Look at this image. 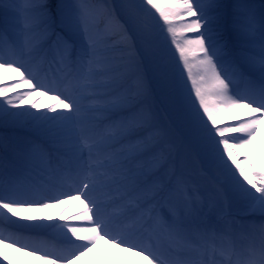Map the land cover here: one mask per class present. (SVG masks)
Returning a JSON list of instances; mask_svg holds the SVG:
<instances>
[{
  "label": "snow or ice",
  "instance_id": "obj_1",
  "mask_svg": "<svg viewBox=\"0 0 264 264\" xmlns=\"http://www.w3.org/2000/svg\"><path fill=\"white\" fill-rule=\"evenodd\" d=\"M122 7L118 19L99 0H16L10 28L0 30V50L16 57L0 70L17 78L0 85V127L28 129L0 137V220L35 238L22 243L13 232L0 246L26 251L24 264H74L105 238L148 264H264V223H215L216 196L201 201L202 178L179 164L195 154L208 179L264 217V156L254 146L264 125V4ZM150 9L179 61L154 33ZM77 201L83 210L60 220L83 226L39 215ZM53 227L62 250L32 246ZM257 228L259 246L250 240ZM161 237L191 258L169 260L151 243ZM209 251L224 259L204 258Z\"/></svg>",
  "mask_w": 264,
  "mask_h": 264
},
{
  "label": "rangeland",
  "instance_id": "obj_2",
  "mask_svg": "<svg viewBox=\"0 0 264 264\" xmlns=\"http://www.w3.org/2000/svg\"><path fill=\"white\" fill-rule=\"evenodd\" d=\"M104 4H107L109 9L111 11H115L117 13V16L123 17L125 16V9L122 7L125 4H139L141 0H102ZM225 3L228 2V0H224ZM236 2H242V3H250L256 6L257 10H259L260 5L264 4V0H232L231 3ZM0 29H6L10 28V25L13 20V16L15 14L16 10V0H0ZM146 7L147 6L145 5ZM150 11L153 12V18L149 19V23L154 31L155 34H157L160 38H162L170 48L171 52L175 54V48L171 45L170 37L168 36L166 32V28L164 27L163 20L158 16V14H155V11L153 9H150ZM113 13V12H112ZM23 37H21V43H23ZM4 51V50H3ZM7 55V54H5ZM176 55V60L179 61L178 54ZM7 57V56H6ZM11 59L13 60L14 57L11 56ZM3 61H6L2 59ZM34 67H38V65H34ZM181 70L183 71V65H180ZM195 71V69H194ZM185 81L187 82V73H184ZM10 84L9 82L0 84ZM187 87L189 89V92H191V83L187 82ZM14 94V93H13ZM191 99L195 102V96L194 93H191ZM196 106L198 107V102H196ZM7 136L9 138H23L22 136H18L15 134H11L8 129H5L4 127H0V137ZM254 146L257 150V152L264 156V137H257L254 141ZM180 166L184 169L186 175L192 176V177H201L199 181V187L201 189L202 195H200L201 201H205L214 195L216 196V199L212 201V203L209 206V212L211 219L217 223V224H223V222L227 220H235L239 223H244L248 225H256L259 226L260 224L264 223V217H261L259 213L252 214L250 209L248 208L246 202L241 199L240 197L234 195L231 192H225L222 189H220L219 185L214 184L210 179L207 178V173L203 171L204 165L201 164V161L199 157H197L195 154H185L181 160L179 161ZM234 171V170H233ZM67 181L71 182V179H67ZM247 186V185H245ZM98 196L100 194H97ZM102 198V197H101ZM76 207V206H75ZM72 207L71 208V215L78 213L76 211L77 208ZM81 211V210H80ZM111 211V209H109ZM71 221V220H70ZM73 225H79L80 222L71 221L68 222ZM3 232V231H2ZM5 233V232H4ZM52 233L59 236V238L62 239V237L59 235V230L52 229ZM9 234V233H8ZM139 235V234H137ZM70 237V234H69ZM72 240H75V238L70 237ZM260 233L257 228L256 231H254L251 236L250 240L253 244L256 246H259L260 243ZM159 242L161 251L164 252L165 256L171 258V259H180L179 257H176L177 255H183V259L185 258H191L190 254L187 252H174L169 247V240L167 238L161 237L159 238V241L152 240L151 243L153 245H156ZM247 243V242H245ZM216 246L220 247L221 242L217 241ZM237 248L239 251H243V249L240 247V242L237 241ZM213 258L217 260V262L223 260L224 258L219 256L218 254L213 255L211 251L204 257V258ZM195 258H200L199 256ZM235 258V257H233ZM6 264V263H5Z\"/></svg>",
  "mask_w": 264,
  "mask_h": 264
},
{
  "label": "bare ground",
  "instance_id": "obj_3",
  "mask_svg": "<svg viewBox=\"0 0 264 264\" xmlns=\"http://www.w3.org/2000/svg\"><path fill=\"white\" fill-rule=\"evenodd\" d=\"M0 84L9 82L10 84L16 83L17 78L14 73L7 70H0ZM23 90V89H22ZM33 100L38 99L35 95L31 98ZM44 103H53L51 100H44ZM21 107H27L22 105ZM11 128V127H10ZM257 137H264V125L260 126V133ZM222 151V148H221ZM233 170H235L233 168ZM76 206V207H75ZM77 208L76 211H82L83 206L79 202L71 204H61L59 207L50 210L49 213H40L41 217L45 215H51L53 217L52 223L61 224L65 222H71L70 220L61 221L60 217L63 215L65 218L71 217V208ZM19 220L20 218H13ZM54 230H58L53 227ZM50 231V230H49ZM0 251L7 255V260L3 256H0V264H24L26 261H31L32 257L28 256L26 251H16L14 248H8L0 246ZM34 264H47V261H35ZM74 264H148V262L141 255H137L136 252L128 251L123 246H117L114 243L107 242V239H98L94 245H92L83 256L74 261Z\"/></svg>",
  "mask_w": 264,
  "mask_h": 264
}]
</instances>
